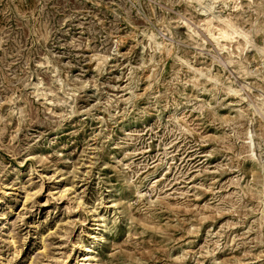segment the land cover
<instances>
[{"label":"rangeland","instance_id":"374dc122","mask_svg":"<svg viewBox=\"0 0 264 264\" xmlns=\"http://www.w3.org/2000/svg\"><path fill=\"white\" fill-rule=\"evenodd\" d=\"M0 264H264V0H0Z\"/></svg>","mask_w":264,"mask_h":264},{"label":"bare ground","instance_id":"6f19581e","mask_svg":"<svg viewBox=\"0 0 264 264\" xmlns=\"http://www.w3.org/2000/svg\"><path fill=\"white\" fill-rule=\"evenodd\" d=\"M228 18V17H227ZM214 19H217V22H223V24H224V26H221V27H217V34H215V32H213V30L210 28V27H208V33H209V35L214 39V40H216L217 41V38H221V39H223V40H227V39H229L230 38V36L235 32L236 33V35H237V33L239 32V31H237L234 27H236L235 26V24H233L234 25V27L232 26V24L231 23H233V22H231L230 23V20H227V19H221V18H219V17H216V15L214 16H212V17H210V18H208L207 19V23H208V25H211L212 24V22H213V20ZM216 21V20H215ZM213 26V25H212ZM235 33L233 34V35H235ZM246 33V32H245ZM238 35H242L240 32H239V34ZM247 37V36H246ZM236 38V37H235ZM234 39V38H233ZM247 40V39H246ZM220 41V40H219ZM155 42L158 44V45H160V43L158 42V41H156L155 40ZM247 42H248V40H247ZM231 43H232V41H231ZM246 45V44H245ZM103 64V63H102ZM203 72V71H202ZM202 74V73H201ZM207 78V77H206ZM213 79V78H212ZM228 89V88H227ZM233 89V88H232ZM230 90H231V88H230ZM231 91H233V90H231ZM230 91V92H231ZM234 92H236V91H234ZM233 92V93H234ZM238 94V93H237ZM251 135V134H250ZM252 138V137H251ZM253 154V153H252ZM29 195V194H28ZM27 197V196H26ZM4 217V216H3ZM104 222V221H103ZM104 224V223H103ZM103 228L104 229H106L107 228V225L106 224H104L103 225ZM43 237V236H42ZM78 242V241H77ZM44 244V243H43ZM78 247L80 248V251H81V247H82V245H81V242H78ZM84 253H82V254H80V256H78L79 257V259L81 258V256L83 255ZM74 262V261H73ZM72 262V263H73Z\"/></svg>","mask_w":264,"mask_h":264}]
</instances>
